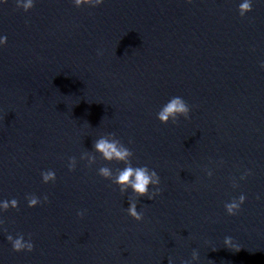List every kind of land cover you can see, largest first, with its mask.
<instances>
[{"label":"clouds","instance_id":"1","mask_svg":"<svg viewBox=\"0 0 264 264\" xmlns=\"http://www.w3.org/2000/svg\"><path fill=\"white\" fill-rule=\"evenodd\" d=\"M103 2L104 0H73V4L77 8L84 5L97 7ZM189 2H191V0H189ZM15 3L17 9L22 10L25 13L32 10L35 6V0H15ZM237 10L240 17H246L248 13L253 11V0H242V2L238 4ZM6 42V37L0 38V45L6 44ZM99 54L101 53H98V55ZM261 67L264 68V62L261 63ZM189 114L190 106L187 102L183 98L175 96L170 98V100L160 108L156 117L161 124L167 125L170 122L172 124L178 123L181 117L187 120L189 119ZM129 143H132V141L129 140ZM96 154H99L100 158L106 162L111 163L115 161L125 165L123 169H117L115 173L111 168L101 166L98 169V175L111 181L112 184L117 185L122 194L131 189L133 195L129 197V206L126 209V212L135 221H142L144 219V214L142 211H137V199L147 197V199L152 200L161 193L162 190L159 187L161 181L158 173L154 169H150L147 165L134 167L132 164L134 153L129 147L125 146L119 138H117L115 133L100 135L99 138L93 142V151H85L81 153L80 160L87 161V166L91 167L97 161ZM221 163L223 162L221 161ZM76 165V157H69L67 164L69 171H74ZM205 172L209 178L212 177V170L205 168ZM251 174V170H245L239 179L245 180ZM41 178L42 182L45 184L55 182L56 174L53 170L42 171ZM150 186H152L154 190L150 191ZM232 186L233 188H237L239 186L235 178L232 179ZM25 199L27 200L28 207H35L42 202H47L48 196L45 194L42 198H40L34 194H28ZM245 200L246 196L241 194L238 198H232L230 202H226L224 204L226 213L230 216L237 215L241 210V206L245 203ZM18 203V200L15 198L10 201H0V211H7L9 208L18 210ZM77 215L83 217L84 212L79 211ZM3 224L4 221L0 220V226ZM3 231L7 232V229L3 228ZM7 240L11 243L12 249L15 252H32L34 250V244L31 237L29 236L26 240L22 233H18L15 238L13 235L9 234L7 235ZM224 246L232 251H239L241 249L239 244L234 243L231 236H226L224 238ZM198 260L199 253L196 249H193L191 259L181 260L180 264H193L194 261ZM169 264H171V261Z\"/></svg>","mask_w":264,"mask_h":264}]
</instances>
